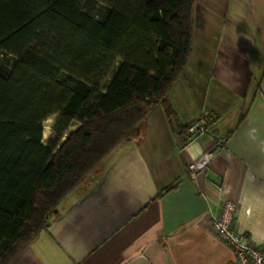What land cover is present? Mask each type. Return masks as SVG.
Instances as JSON below:
<instances>
[{
    "label": "crops",
    "instance_id": "1",
    "mask_svg": "<svg viewBox=\"0 0 264 264\" xmlns=\"http://www.w3.org/2000/svg\"><path fill=\"white\" fill-rule=\"evenodd\" d=\"M168 106L145 115L11 264H233L208 215L225 199L237 204L234 228L264 246V0H193ZM202 113L205 130L185 138Z\"/></svg>",
    "mask_w": 264,
    "mask_h": 264
},
{
    "label": "trees",
    "instance_id": "2",
    "mask_svg": "<svg viewBox=\"0 0 264 264\" xmlns=\"http://www.w3.org/2000/svg\"><path fill=\"white\" fill-rule=\"evenodd\" d=\"M85 1L0 0V54L12 57L0 64V264L150 110L170 113L168 93L190 55L193 0H95L98 18ZM53 114L56 138L44 144L42 122Z\"/></svg>",
    "mask_w": 264,
    "mask_h": 264
},
{
    "label": "built area",
    "instance_id": "3",
    "mask_svg": "<svg viewBox=\"0 0 264 264\" xmlns=\"http://www.w3.org/2000/svg\"><path fill=\"white\" fill-rule=\"evenodd\" d=\"M202 113L187 127V138L193 139L205 130L206 118ZM211 153L205 152L188 163L194 173L202 169L210 160ZM237 204L232 200H221L216 212L208 211L210 224L217 238L228 245L233 253V264H264V246H259L245 234L234 228Z\"/></svg>",
    "mask_w": 264,
    "mask_h": 264
},
{
    "label": "rangeland",
    "instance_id": "4",
    "mask_svg": "<svg viewBox=\"0 0 264 264\" xmlns=\"http://www.w3.org/2000/svg\"><path fill=\"white\" fill-rule=\"evenodd\" d=\"M83 8L91 16L98 18L103 7H102V5H100L95 0H86L83 4ZM11 62H12L11 56L0 54V64L4 65L6 67H9L11 65ZM118 63H119V61H117L113 65V67L109 70V72L103 78V80L101 82V90L102 91L104 90L105 85L109 81V79H110L111 75L113 74L115 68L117 67ZM57 121H58V115H56V114L50 115L43 120V122H42V126H43L42 142L44 144L47 143L49 140H54L56 138L55 127H56ZM77 126H78V121L74 118L70 119L69 125L65 129L64 136H66L69 132L73 131ZM99 166H100V164L95 168V170L92 173H90L88 176H86V178L84 180H86L91 174L96 173L99 169Z\"/></svg>",
    "mask_w": 264,
    "mask_h": 264
},
{
    "label": "water",
    "instance_id": "5",
    "mask_svg": "<svg viewBox=\"0 0 264 264\" xmlns=\"http://www.w3.org/2000/svg\"><path fill=\"white\" fill-rule=\"evenodd\" d=\"M128 138H129V137H128ZM56 211H57V210L55 209V210H54V213H55Z\"/></svg>",
    "mask_w": 264,
    "mask_h": 264
}]
</instances>
